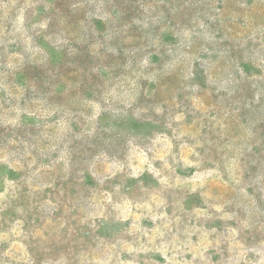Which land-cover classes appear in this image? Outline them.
Returning a JSON list of instances; mask_svg holds the SVG:
<instances>
[{
    "label": "rangeland",
    "instance_id": "1",
    "mask_svg": "<svg viewBox=\"0 0 264 264\" xmlns=\"http://www.w3.org/2000/svg\"><path fill=\"white\" fill-rule=\"evenodd\" d=\"M0 264H264V0H0Z\"/></svg>",
    "mask_w": 264,
    "mask_h": 264
}]
</instances>
